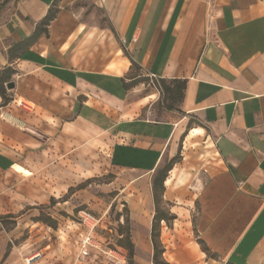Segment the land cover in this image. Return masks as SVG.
Returning a JSON list of instances; mask_svg holds the SVG:
<instances>
[{
    "label": "crops",
    "instance_id": "crops-1",
    "mask_svg": "<svg viewBox=\"0 0 264 264\" xmlns=\"http://www.w3.org/2000/svg\"><path fill=\"white\" fill-rule=\"evenodd\" d=\"M51 8L46 30L10 57ZM6 68L0 216L63 194L73 163L96 152L142 179L176 155L193 119L184 149L210 141L217 161L195 195L198 237L215 258L194 241L173 261L264 264V0H0ZM137 78L184 81L177 108L158 110L145 79L123 88ZM185 181L174 167L164 183ZM3 257L23 264L15 249Z\"/></svg>",
    "mask_w": 264,
    "mask_h": 264
},
{
    "label": "rangeland",
    "instance_id": "rangeland-1",
    "mask_svg": "<svg viewBox=\"0 0 264 264\" xmlns=\"http://www.w3.org/2000/svg\"><path fill=\"white\" fill-rule=\"evenodd\" d=\"M131 74L137 75L139 70L133 68ZM141 79H145L146 92L159 93L160 100L155 107L166 109L169 102L161 85L156 82L147 85L148 78ZM195 124L199 123L190 119L180 136L176 162L172 167L179 175L185 173L186 181L181 186L174 184L168 189L164 183L159 204L160 209L172 217L159 224L161 256L167 264V259L176 264L174 253L190 248L194 241L207 258H215L199 243L195 195L206 177L217 167V161L209 147L210 141L204 143L198 140L195 146L184 149L187 129ZM79 159L73 164H77L80 171H75V180L63 194L55 191V197H50L47 203L25 206L20 212L4 218L0 230L5 232L2 239L6 246L0 254L1 264L7 248L9 251L15 249L17 259L23 264H127V251L117 244L121 237L119 232L126 228L134 244L133 264H153L150 230L155 213L152 197L155 171L138 179L118 170L114 166L116 164L103 153L96 152L89 158ZM40 215L54 218L56 227L36 220ZM87 216L91 217L92 223ZM126 217L128 224L125 223ZM136 233L141 234V241L136 239ZM87 238L89 241L84 246L83 241Z\"/></svg>",
    "mask_w": 264,
    "mask_h": 264
},
{
    "label": "trees",
    "instance_id": "trees-1",
    "mask_svg": "<svg viewBox=\"0 0 264 264\" xmlns=\"http://www.w3.org/2000/svg\"><path fill=\"white\" fill-rule=\"evenodd\" d=\"M55 9H50L46 16L41 20L39 25L36 27L35 31L33 34L22 41L19 44H16L12 46L9 50V56L14 57V56H20L21 52L33 41L35 40L39 34L43 31L46 30L47 24H49L50 20L53 19L55 16ZM12 70L9 68L3 69L0 71V96L2 98L3 104L6 103L9 98L6 95V88L5 84L10 80L11 75H12ZM144 79L137 78L132 80L129 83H123V88L128 89L139 82H142ZM160 85L164 91V93L167 95V99L169 102V105H167L166 109H176L177 103L180 101L182 97V90L184 88V81L181 80H172L169 84L166 83L164 80L160 81ZM176 162V155L164 160V165L161 166V164L154 170L155 174L152 179V197L153 201L155 204V213L152 218V223H151V230H150V238L152 242V248H153V264H167L163 259H162V253L163 249L159 241V224L161 221L167 222L168 220L172 219L168 213H166L164 210L160 209L159 204L161 202V196L164 190V181L166 179L168 171H170L173 167V165ZM124 209L127 210L126 205L124 204ZM13 215H4L0 216V222L3 224L4 218L6 217H11ZM38 221H41L42 223L50 226V227H56V220L50 216H44L40 215V217H37ZM125 223H129L128 217L125 218ZM124 232V234H123ZM119 235L121 236L117 240L118 246L124 248L127 251V264H133V256H134V244L131 240L129 229L126 228L124 231H120ZM200 245L203 246V250H208V248L204 245L203 241L200 240ZM9 253V248H7L6 252L4 253L5 258Z\"/></svg>",
    "mask_w": 264,
    "mask_h": 264
},
{
    "label": "water",
    "instance_id": "water-1",
    "mask_svg": "<svg viewBox=\"0 0 264 264\" xmlns=\"http://www.w3.org/2000/svg\"><path fill=\"white\" fill-rule=\"evenodd\" d=\"M14 87V83L13 82H8V83H6V88L7 89H11V88H13Z\"/></svg>",
    "mask_w": 264,
    "mask_h": 264
},
{
    "label": "built area",
    "instance_id": "built-area-1",
    "mask_svg": "<svg viewBox=\"0 0 264 264\" xmlns=\"http://www.w3.org/2000/svg\"><path fill=\"white\" fill-rule=\"evenodd\" d=\"M151 78H154V76H151ZM158 84V83H157ZM88 241H89V238H87V240H84L83 241V243H84V246H85V244H87L88 243Z\"/></svg>",
    "mask_w": 264,
    "mask_h": 264
},
{
    "label": "bare ground",
    "instance_id": "bare-ground-1",
    "mask_svg": "<svg viewBox=\"0 0 264 264\" xmlns=\"http://www.w3.org/2000/svg\"><path fill=\"white\" fill-rule=\"evenodd\" d=\"M87 219H88V221H89L90 223L93 222L90 216H87ZM93 220H94V219H93Z\"/></svg>",
    "mask_w": 264,
    "mask_h": 264
}]
</instances>
